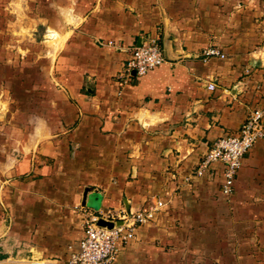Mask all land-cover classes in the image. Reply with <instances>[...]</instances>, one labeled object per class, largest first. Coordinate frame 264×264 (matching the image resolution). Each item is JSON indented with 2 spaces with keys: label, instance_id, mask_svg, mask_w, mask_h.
I'll return each mask as SVG.
<instances>
[{
  "label": "crops",
  "instance_id": "crops-1",
  "mask_svg": "<svg viewBox=\"0 0 264 264\" xmlns=\"http://www.w3.org/2000/svg\"><path fill=\"white\" fill-rule=\"evenodd\" d=\"M96 4L79 28L51 31L60 42L50 50L48 111L19 131V159L0 190V264H64L82 235L81 209L118 211L125 197L132 208L172 187V171L189 170L264 107V29L250 27L260 18L248 10L219 27L204 0ZM149 37L165 62L125 79L131 48ZM209 47L224 57H205ZM209 169L182 196L220 193L222 164ZM232 194L264 200V139L241 159Z\"/></svg>",
  "mask_w": 264,
  "mask_h": 264
},
{
  "label": "rangeland",
  "instance_id": "rangeland-1",
  "mask_svg": "<svg viewBox=\"0 0 264 264\" xmlns=\"http://www.w3.org/2000/svg\"><path fill=\"white\" fill-rule=\"evenodd\" d=\"M96 1L0 0V190L9 179L11 162L19 159L15 145L19 131L35 125L36 116L48 111L44 100L49 92L50 50L58 40L51 31L66 25L79 28L87 15L97 12ZM204 2L203 12L209 13L210 4L217 10L219 27L229 13L244 9L250 17L260 18L250 27L259 23L264 29V0ZM202 159L186 172L172 171V187L157 189L132 208L126 207L130 200L125 197L121 209H110H154L153 202L162 201L152 218L136 225L134 237L118 248L112 264H264V200H234L233 187L227 195L219 187L220 193L210 188L211 195L182 196L192 178L209 172L210 166L197 171ZM98 204L99 200L92 207L97 209ZM81 213L83 229L91 212Z\"/></svg>",
  "mask_w": 264,
  "mask_h": 264
},
{
  "label": "built area",
  "instance_id": "built-area-1",
  "mask_svg": "<svg viewBox=\"0 0 264 264\" xmlns=\"http://www.w3.org/2000/svg\"><path fill=\"white\" fill-rule=\"evenodd\" d=\"M205 57H224L218 49L209 47L204 51ZM165 62L163 50L157 38H147L130 50L129 58L123 68L125 79L140 77ZM213 88V84H209ZM264 107L247 112L239 128L216 138L197 169L202 173L213 162L222 164L221 192L230 194L237 169L243 156L260 139H264ZM154 209L139 208L130 212L110 209H98L91 212L85 220L82 235L71 248L64 264H112L118 248L134 237L137 224L152 218L153 210L162 206V201L153 202ZM113 222L112 227L97 224L99 219ZM120 222V223H118Z\"/></svg>",
  "mask_w": 264,
  "mask_h": 264
},
{
  "label": "water",
  "instance_id": "water-1",
  "mask_svg": "<svg viewBox=\"0 0 264 264\" xmlns=\"http://www.w3.org/2000/svg\"><path fill=\"white\" fill-rule=\"evenodd\" d=\"M163 55H164V52H163ZM263 124H264V120H263ZM86 192H87V189H85L84 195L86 194ZM82 203L83 204L85 203V198H83ZM118 223H120V222H118ZM97 224L103 225V226H107V227H112L113 226V222L106 221V220L101 219V218L97 221Z\"/></svg>",
  "mask_w": 264,
  "mask_h": 264
}]
</instances>
